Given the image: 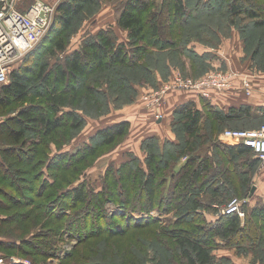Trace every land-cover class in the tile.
<instances>
[{
  "label": "trees",
  "instance_id": "obj_1",
  "mask_svg": "<svg viewBox=\"0 0 264 264\" xmlns=\"http://www.w3.org/2000/svg\"><path fill=\"white\" fill-rule=\"evenodd\" d=\"M94 1L96 0H65L61 2L54 16L56 24L54 25L53 21L50 30L43 39L46 40L52 36L54 29H57L59 25L62 30L70 28L75 18L80 16ZM155 4L158 5V9ZM215 5L218 8L228 9L232 15L245 11L247 17L254 19L255 23L251 28H254L253 31L261 28L260 34H256V31L254 37L245 36V40L249 46L256 43L250 48L252 57L263 55L264 14H261L259 9L264 10V0L261 2L258 0H161L157 3L155 0H121L119 4L115 5L118 10L117 23L121 30L128 32L129 43L121 41L115 28L108 26L102 28L97 34L87 36L81 48L69 53L62 62H57L50 69L49 62L46 60L40 64L36 60L34 65H32L33 63L25 64L30 54L34 52L30 51L31 53L29 52L30 54L28 53L29 55L22 60L24 64L22 63L11 70V81L7 84H0V107L6 108L16 101L25 104L16 114L0 121V196L3 195L12 201L10 204L14 210L16 209L11 216L4 214L5 216L0 218V222L10 219L22 222L29 213L17 209L24 202H21L17 195H10L4 188V183L7 182V185H11L19 192L22 191V194L31 192L34 199H37L36 197L40 196L47 188V198L36 207H41L43 212L50 213L51 216L55 215L57 220L62 217L61 213L63 212L56 211L55 207L58 209L59 207L60 209L83 207L92 202L100 212L98 220H95L97 213L91 217L89 209H86L79 215H74L68 222L59 223L58 226L51 225L55 228L62 225L68 234L77 229L78 231L73 232L79 236V242L103 232L104 227H107L104 222L106 218L103 217L106 215L103 204L108 195L112 194L116 197H113L114 201L119 200L117 195L120 196L119 202L123 207V213L120 215L128 218L129 222L131 221L120 234L133 227L138 228L158 221L156 217L143 216L142 222H139L140 220L133 219L131 216L133 211L149 213L155 208L168 212L174 211L177 218L164 229L171 235L173 246L178 247L179 255L186 261V264H218L215 262V253L212 251L217 244L218 237L224 241L223 244L231 247L237 245L241 249V245L245 241V249L252 247L257 252L264 249V245L261 246V241H264V231L259 229H264V204L255 206L256 208L249 211L247 204L244 203V217L238 213L223 215L215 221V225L212 222L214 226L206 216L207 212L217 211L213 206L215 203L222 205L225 200L229 201L234 195L245 197L248 193L247 187L251 176L261 163L259 158L253 159L255 151L242 142H234L233 145L226 146L224 148V151L227 152L224 153L225 155L216 156L215 154L222 144L215 134L233 124L245 125L244 108H232L226 113L223 110L213 109L209 103H206L207 109L211 110L208 111L209 116L214 117L211 120L203 121L201 110L194 104L188 103L176 107L172 127L179 143L166 140L164 147L160 145L159 139L155 136L147 138L142 144L146 156L145 161L130 152L133 155L129 160L123 162L119 169L111 168L106 171L101 193L89 192L82 183L80 186L71 188L70 200H66V202L64 199L62 202L60 199L53 201V199H57L58 194L53 176L43 180L38 179L43 175L41 163L43 157H47V146L45 143L42 146L43 139L34 140L35 135L43 138V136L57 132L67 123H70L69 127L72 129H79L83 125L84 118L72 109L78 106L84 111H88L97 105L95 102L93 104L94 97L103 94L100 89H97L98 93H93L90 78L92 73L96 71L107 73L109 71L112 74L111 78H114V83H117L121 80L116 79V75L119 78L122 74L130 79L133 69H141V66L151 71V63L161 64L163 58L160 60V55L163 56L162 53L173 49L189 53L198 64L211 61L213 55L210 51L201 53L196 50L195 44H188L187 41L191 36H195L193 31L196 29L210 31V28H214L213 20H199L195 23L194 21L197 20L193 19L205 14L214 16L216 9L212 7ZM150 9L151 11H149ZM234 21L232 20V22ZM248 29H250L249 24ZM253 38L255 39L254 43ZM40 42L35 46V49ZM54 45L53 51H65V38L55 39ZM152 50L160 53L159 58L156 57L157 55L154 57L155 52ZM150 57H153L154 60L150 61ZM146 58L147 62L143 63V59L146 60ZM29 61H31V56ZM35 65L38 70L35 67L36 70L33 69ZM126 68H130L131 71L129 72ZM127 79L125 84L128 85ZM34 83L40 88L36 90L37 96L41 98L39 101L34 100V97L29 100ZM129 86L134 88L133 82H130ZM170 92L173 90L168 93ZM213 112L214 115H212ZM262 124H264V116L260 119L258 127ZM129 129L128 120L113 121L98 130L92 139L100 138V143L112 144L119 137L126 136ZM30 142L32 144L31 151L27 149ZM208 142L214 144L216 151L206 150L205 157L200 158L199 150H202ZM166 146H168L167 150ZM57 155L59 156V154ZM214 159L217 162H215L216 166L212 163ZM51 160L53 161V157L49 158V163L45 162L47 168L56 163L53 162L52 165ZM229 160L232 163L228 164ZM59 164L62 163L59 162ZM245 164H247L248 174H245ZM122 170H125L126 177L131 180L128 186L134 188L131 189L132 192L125 187ZM170 179L171 183L168 184ZM3 201L0 198V204L7 208L8 204ZM220 205L217 204L216 208ZM17 222L15 221L14 225ZM109 223L115 227V220H110ZM5 232L6 234L11 233L12 229L6 230V228L0 227V248L16 249L25 254L27 252L24 251V247L29 245L33 248L32 254L45 256L51 254L53 247L51 244L42 243L38 246L28 237H10L4 235ZM49 241L47 240V243ZM39 248L44 250L39 251ZM257 255L258 259L262 258L261 254ZM3 256L7 258L6 255Z\"/></svg>",
  "mask_w": 264,
  "mask_h": 264
},
{
  "label": "rangeland",
  "instance_id": "obj_2",
  "mask_svg": "<svg viewBox=\"0 0 264 264\" xmlns=\"http://www.w3.org/2000/svg\"><path fill=\"white\" fill-rule=\"evenodd\" d=\"M22 1L23 5L20 7L25 10L33 0ZM45 1L53 4L57 9L58 5L65 0ZM155 1L156 3L157 1L161 2V0ZM258 1L261 2L263 0ZM120 2L121 0L94 1L80 16L78 15L75 18L70 28L62 30L59 25L57 29H54L52 36L46 40L43 37V40L41 39V42L39 41L40 44L36 49L34 47L31 50V52H34L32 54H30L31 52L29 53L31 61H29V56L25 64L33 63L32 65H34L35 60L40 64L46 60L49 62L50 69L57 62H62L69 53L77 48H81L87 36L97 34L102 28L108 26L115 28L121 41H127L129 43L128 32L121 30L117 23L118 10L115 5ZM155 6L158 9V5L155 4ZM212 8L216 9L214 16L205 14L193 19L197 20L194 21L195 23L199 22V20H213V23L212 21L211 23L214 28H210L212 33L206 29H202L201 31L196 29L193 31L195 36H191L187 41L188 44H195L196 50L199 52L210 51L214 54L215 56L212 61L208 60L206 63L198 64L192 59L189 53L180 49L169 50L162 53L163 56L159 52L152 50L155 52L154 57L157 55L156 57L159 58L160 55V60L163 58V62L161 64L157 63L158 65L151 63V71L143 66L138 70L133 69V72L130 73V79H127L122 74L119 78L116 75V79L121 81L114 83V78H111V72L107 71V73H103L96 71L90 75L93 93H98L99 89L103 91L102 95L99 94L93 99V104L95 102L97 105L88 111H84V109L78 106L72 109L84 118L83 125L79 129H72L69 127L70 123H67L65 127H60L57 132L45 137L43 136V138L35 135L34 140L39 141L43 139L42 146L44 143L47 146V157L45 158V156L40 155V157H43L41 163L43 175L38 179L43 180L49 176H53L58 189L57 199H53V201L60 199L62 202L64 199L66 202V200H70L71 188L80 186L82 183H84L89 192L93 194L101 193L106 171L111 168L114 170L119 169L123 165V162L131 158V155L134 153H130V146L139 134L145 131V124L151 118L155 119L157 116L159 118L162 117V110L166 106L170 94L175 91H188L174 89L173 92L168 93L170 90L166 86L174 84L177 78H198L211 71H220L229 74L231 86L226 89L216 90L217 92L234 91L233 93L243 92L245 95V80L252 86V92L255 91L257 86L260 89L263 88L261 85L264 83V54L256 56V58L252 57L250 48L256 44L254 43L255 39L253 38L254 44H250V46L246 44L245 40V36L249 38L254 37L256 31V34H260L261 28L253 31L254 28H251V26L254 25L255 21L247 17L245 11L232 15L224 7H220V9L215 5ZM56 11L55 13H57ZM259 11H261V14H264V10L259 9ZM188 20L191 19L188 18ZM232 20L235 21L232 22ZM53 21L55 25L56 20ZM248 24L250 29H248ZM60 37L65 38L66 50L53 51V48H55L54 41ZM143 60V63L145 61L147 62V58ZM152 60H154L153 57H150V61ZM22 63L23 61L13 64L11 70H14V68L20 66ZM34 67L38 70L36 65L33 66V69H35ZM126 70L131 71L130 68H126ZM126 79L128 85L125 84ZM130 82H133L134 88L129 86ZM123 84H125V87H123ZM39 89L34 83L30 91L29 100L33 97L36 101L41 100L37 96L36 91ZM162 89L165 90V98L161 100L163 104L159 106L155 102V96L157 95L155 93ZM23 104L25 103L16 101L6 108L2 109L0 107V121H3L10 115L16 114ZM122 120H128L130 123V129L126 136L119 137L114 143L108 145L100 143V138H97V140L92 139V136L98 130L110 124V122ZM240 125L233 124V127L228 128L245 127V125ZM158 141L161 145V140ZM163 146L165 147V144ZM167 148L168 146H166V150ZM27 149L32 150L31 142ZM142 152V159L145 161L146 156L143 150ZM52 157V165L54 164L53 162L56 163L52 167L49 166L47 168L45 162L48 161L49 163V158ZM59 162L62 164H59ZM77 168L78 170L76 171ZM122 171L124 175L123 182L128 189V183L131 180L126 177L125 170ZM169 183H171V179ZM4 188L10 195H17L20 197L21 202H24L17 208L19 211L29 212L22 222H17L14 219L0 222V227L6 228V230L8 228L12 229L11 233L6 234L5 232L4 235L15 238L28 237L30 240L36 242L38 246L42 243L53 246L51 254L47 256L32 254L33 248L29 245L24 247V251L27 252L25 254H22L16 249L6 250L5 248H0V254L6 255L7 261L12 257L18 260L13 263L9 262V264H93L98 262L105 264H186V261L179 255L178 247L173 246L171 235L164 229L165 226L172 224L177 218L174 211L168 212L160 208H155L149 213L133 211L131 216H133V219L140 220L139 222H142L141 219L143 216L156 217L158 221L150 222L138 228L133 227L125 231V233L120 234L121 231L123 232L129 226L131 221L129 222L128 218L121 216L123 207L119 202L120 196L117 195L119 200L114 201L113 197L115 196L110 194L103 204L106 212V215L103 217L106 218L104 222L107 227H104L103 232L92 235L87 240L79 242V236L73 232L78 231L77 229H74L71 234H68L66 233V229L62 228V225L59 228H55V226L65 221L68 222L74 215H79L82 211H86V209H89L88 212H90L89 215L91 217L97 213L95 220H98L100 212H98L92 202L87 203L83 207L75 206L74 208L67 207L62 209L55 207L57 210L53 208L56 211L60 210L63 212L61 213L62 217L57 220L55 215L51 216L49 215L50 213L43 212L41 207H36L37 204H41L47 198V188L43 190L40 196L36 197L37 199L33 198L34 195L31 192L22 194V191L15 190L11 185H7V182L4 183ZM167 188L170 187L167 186ZM131 189L134 188L130 186L129 190L132 192ZM237 196L242 198L241 195ZM0 198L4 200L3 202H6L5 204H8L7 208L0 204V218L5 216L4 214L8 216L14 214L16 209L14 210L12 204H10L12 201H9L3 195ZM227 202L225 200V203ZM217 204L220 205L221 203L214 205L216 210L218 209V207L216 208ZM61 205L64 207L63 204ZM215 212L214 214L216 215L217 211ZM110 220H115V227H112L109 223ZM15 221L17 222L16 225H14ZM212 222L210 221L212 226H214L216 222H213L214 225ZM53 224L55 226L51 227ZM259 229L260 231H264L263 228ZM47 240H50L49 243H47ZM216 241L217 244L212 251L215 253V262L218 264H234V262L245 264V261H247L246 264H264V249L260 252L253 250L252 247L245 249V241L241 245V249L237 245L231 247L230 245L223 244L222 242L224 241L219 237ZM263 242L261 241V246L264 245ZM43 250V248H39V251ZM256 253L261 254L262 258L258 259L259 256Z\"/></svg>",
  "mask_w": 264,
  "mask_h": 264
},
{
  "label": "built area",
  "instance_id": "obj_3",
  "mask_svg": "<svg viewBox=\"0 0 264 264\" xmlns=\"http://www.w3.org/2000/svg\"><path fill=\"white\" fill-rule=\"evenodd\" d=\"M22 0H0V84L10 82L11 66L23 58L38 44L50 30L56 7L45 0H33L26 9H21ZM229 74L211 71L198 78H177L176 82L166 87L169 90H192L203 97H209L213 90H222L231 86ZM165 87V88H166ZM163 90V89H162ZM155 94L156 105L161 106L165 90ZM162 91V92H161ZM161 92V93H159ZM245 92L252 93L251 85L245 80ZM222 137L232 142H242L251 147L264 164V124L255 128H226ZM245 199L234 196L227 203L218 206L217 217L238 213L245 216L243 204ZM8 259L0 254V264L18 261L15 257Z\"/></svg>",
  "mask_w": 264,
  "mask_h": 264
},
{
  "label": "crops",
  "instance_id": "obj_4",
  "mask_svg": "<svg viewBox=\"0 0 264 264\" xmlns=\"http://www.w3.org/2000/svg\"><path fill=\"white\" fill-rule=\"evenodd\" d=\"M201 53H207V52L202 51ZM212 55L214 58L215 55L214 54ZM261 86H263L262 89L258 88L257 86L255 88V91H253L251 95H247L246 92L244 95L243 92L233 93L234 92L233 91V92H221L220 93V92L213 91L211 93V96L201 97L197 95V92L192 91V90L191 91L190 90L175 91L172 94H170L168 98V102L166 103V106L162 110L163 111V114L161 113L162 117L159 118L157 116L155 117V119L151 118L149 122L145 124V131L139 134V136L135 139L134 143L130 146L129 151L131 153L136 154L140 159H142V153H143L142 144L147 138L153 137V136L161 140L162 142L161 146L164 145L166 140H169L173 143L178 144L179 139H177L175 132H173L172 130V121L174 119V111L176 107L185 105L188 103L194 104L201 110L203 121L208 120V119L211 120L214 117V116L213 117L209 116L210 114L208 111H211V110L207 109L206 103H209L213 109L215 108V109L223 110L226 113H228L229 110L232 108L234 109L244 108L245 109V113H244L245 114V127H248V128L258 127V125L260 124V119L263 118L264 116V111H263L264 110V83ZM214 114L215 113L213 112L212 115ZM223 131L224 129H222L221 131L215 134L217 138L219 139V141L222 142L221 146L219 147L220 148L219 151L215 153L216 156H219V154L220 156L221 154L225 155L227 152L224 151V148H226V146L228 145L234 144V142L230 140H225L222 137ZM212 142H208L207 144L204 145L202 150H199L200 158L205 157L206 150H209V152L216 151V147L214 146V144H211ZM256 158L257 157L255 154L253 159H256ZM183 160L185 161V159ZM215 162L216 160L214 159L212 162L214 166L217 165L216 164L217 162L216 163ZM229 163H232V161L229 160L228 164ZM246 165L247 164H245V174H248ZM247 189H248V193L245 195V197H242V198L245 199V203L247 204L249 211L254 209L255 206L258 207L264 204V164L261 166V163H260V165L254 170ZM215 204H213V206ZM214 212L215 210L206 213V216L209 218V220L213 222H215L218 219L217 215H215ZM246 262L247 261H245V264ZM234 264H238V263L234 262Z\"/></svg>",
  "mask_w": 264,
  "mask_h": 264
}]
</instances>
